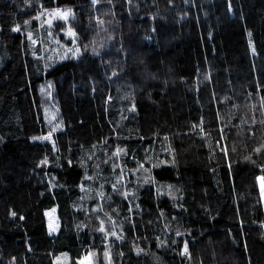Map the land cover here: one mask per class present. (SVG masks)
Instances as JSON below:
<instances>
[{
  "label": "trees",
  "instance_id": "1",
  "mask_svg": "<svg viewBox=\"0 0 264 264\" xmlns=\"http://www.w3.org/2000/svg\"><path fill=\"white\" fill-rule=\"evenodd\" d=\"M261 181L264 0H0V264H264Z\"/></svg>",
  "mask_w": 264,
  "mask_h": 264
},
{
  "label": "rangeland",
  "instance_id": "2",
  "mask_svg": "<svg viewBox=\"0 0 264 264\" xmlns=\"http://www.w3.org/2000/svg\"><path fill=\"white\" fill-rule=\"evenodd\" d=\"M56 14L59 16H64L63 11L61 9H56ZM49 105V103H47ZM46 119L50 122V128L51 130H55L59 126V122L56 116L55 110L53 111L50 106L47 107V113H46ZM52 132L48 133L47 135L43 136V138L48 139L50 138ZM261 186V193L263 197V202H264V185L262 184V181L260 183ZM46 215H47V228L48 231L51 234H56L58 232V227H59V222H58V217L56 213V208L51 207L46 210ZM55 264H65L67 261V254H58L55 257ZM91 257L89 255H85L82 258L79 259L80 264H91Z\"/></svg>",
  "mask_w": 264,
  "mask_h": 264
}]
</instances>
